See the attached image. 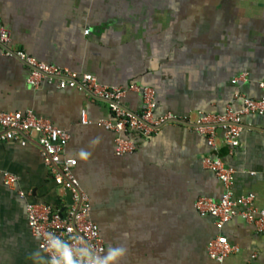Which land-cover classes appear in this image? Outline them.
Here are the masks:
<instances>
[{
    "label": "crops",
    "instance_id": "crops-1",
    "mask_svg": "<svg viewBox=\"0 0 264 264\" xmlns=\"http://www.w3.org/2000/svg\"><path fill=\"white\" fill-rule=\"evenodd\" d=\"M1 28L9 32L8 48L46 63L91 73L107 85L153 87L156 115L170 111L193 121L228 105L239 108L244 96H264V0H0ZM3 49L0 112L30 110L68 132L63 154L76 159L74 173L88 193L104 253L123 246L119 264H217L207 245L224 234L238 247L224 264H264V233L252 223L236 216L217 229L213 217L194 207L197 197L218 199L224 190L202 165L214 153L234 170L233 194L253 193L257 205L264 203V115L242 117L232 151L220 131L216 152L204 134L170 123L150 137L123 134L136 148L117 156L116 133L97 124L113 117L106 100L55 82L32 87L28 66ZM241 73L246 80L233 82ZM141 101V92L130 91L120 102L139 113ZM81 110L90 123H81ZM81 149L90 153L86 160L77 155ZM3 172L16 176L13 187L4 184ZM27 202L61 213L71 203L44 164L35 134L25 145L0 142V264L48 260L31 234ZM35 252L44 260L33 259Z\"/></svg>",
    "mask_w": 264,
    "mask_h": 264
},
{
    "label": "built area",
    "instance_id": "built-area-1",
    "mask_svg": "<svg viewBox=\"0 0 264 264\" xmlns=\"http://www.w3.org/2000/svg\"><path fill=\"white\" fill-rule=\"evenodd\" d=\"M86 34L89 29H85ZM10 40L7 29H0V45L3 53L20 59L29 68L27 83L38 87L43 82H55L59 88L74 87L85 90L89 95L106 100L113 114L112 119H101L97 124L106 130L116 133L114 138V153L117 156L132 153L136 148L134 140L123 136L128 132H136L144 137L156 134L164 125L182 123L194 131L204 134L208 146L217 152L215 139L221 132L223 142L232 151L239 144L243 130L242 117L247 114L264 115V96L260 98L243 97L242 105L233 108L230 105L222 113H200L193 121L187 117L178 116L170 111L161 115L155 114V89L151 86H139L135 83L126 85H107L99 82L91 73H78L68 67L54 63H46L29 55L21 49H11L6 45ZM246 73L234 77L233 82L245 81ZM264 89V81L259 83ZM130 91H139L142 95L139 113H133L121 105V99ZM81 123H90L85 111L81 110ZM35 134L40 147L44 164L49 168L51 176L57 185L71 193V203L66 211L61 213L50 204L27 202L25 205L27 222L33 237L37 239L38 247L48 259L49 253L43 247L45 234L51 233L49 240L59 239L72 247L73 251L87 247L90 252L103 255L104 241L98 224L90 217V199L82 188L74 173L76 159L64 156V147L69 134L64 129L55 126L50 120L38 117L30 110L0 112V142L18 140L21 145L27 143V135ZM202 165L211 170L221 181L224 190L218 199L199 196L194 202L196 211L201 216H211L217 229L231 218L239 216L252 223L258 232L264 233V203L257 205L253 193L233 194L234 170L225 166L217 154L203 157ZM3 182L9 187L16 184V176L3 172ZM21 197L25 193L18 190ZM82 238L87 243L80 241ZM208 255L217 264H224L226 257L238 250L224 234H217L207 245ZM254 255H252L253 257Z\"/></svg>",
    "mask_w": 264,
    "mask_h": 264
},
{
    "label": "clouds",
    "instance_id": "clouds-1",
    "mask_svg": "<svg viewBox=\"0 0 264 264\" xmlns=\"http://www.w3.org/2000/svg\"><path fill=\"white\" fill-rule=\"evenodd\" d=\"M81 159H87L90 153L84 149L79 150L77 153ZM51 233L45 234V243L43 247L49 253L50 259L46 264H119V261L125 256L126 249L123 246L109 247L103 254L99 255L90 252L87 247L73 251L72 247L66 243H62L59 239L49 240L48 237ZM80 241L87 243L82 238ZM33 259L40 257L43 261L44 258L40 252L32 253Z\"/></svg>",
    "mask_w": 264,
    "mask_h": 264
}]
</instances>
